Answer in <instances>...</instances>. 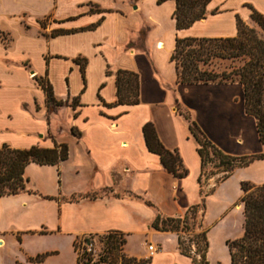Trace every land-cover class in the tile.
Wrapping results in <instances>:
<instances>
[{"label": "crops", "instance_id": "1", "mask_svg": "<svg viewBox=\"0 0 264 264\" xmlns=\"http://www.w3.org/2000/svg\"><path fill=\"white\" fill-rule=\"evenodd\" d=\"M174 10L173 0H0V147L68 149L57 165L29 164L25 191L0 198V248L24 236L73 241L118 231L129 257L191 264L175 233L150 227L157 214L176 217L201 201L198 144L176 108L227 155L263 145L240 84L179 83L170 57L177 39L234 37L237 18L248 24L253 10L264 16V0H211L207 16L185 29L176 28ZM117 71L137 75V104L112 105ZM36 79L67 106L47 111ZM147 123L165 149L178 151L185 177L148 151ZM104 189L127 192L89 197ZM132 239L140 250H129ZM146 243L158 251L150 255Z\"/></svg>", "mask_w": 264, "mask_h": 264}, {"label": "trees", "instance_id": "2", "mask_svg": "<svg viewBox=\"0 0 264 264\" xmlns=\"http://www.w3.org/2000/svg\"><path fill=\"white\" fill-rule=\"evenodd\" d=\"M163 1L165 0H158V2ZM173 1L175 10L172 17L175 20V26L177 29H185L207 16V5L211 0ZM250 19L259 28L260 34L237 18L234 37L177 39L170 61L175 64L179 83L240 84L243 90L245 113L254 118L259 141L264 143V16L253 10ZM212 58L239 60L242 61V64L220 74L212 71H199L198 65ZM115 77L117 98L112 105L137 104V75L131 72L117 71ZM36 81L45 93L46 105H62V102L54 99L50 85L41 79H36ZM74 104L75 101H73V106ZM176 110L187 121L190 133L198 144L197 150L201 161L198 177L201 201L176 217L157 214L150 227L159 232L175 233L179 253L189 258L191 264H208L206 260L209 249L208 231L203 227L205 201L208 195L204 192V187L209 179L206 176L208 174L206 165L213 163L214 168L222 169V172L225 173L215 183L217 186L219 182L227 179L235 169L248 167L254 161L262 159L263 155L231 156L223 153L201 133L188 112L179 107ZM72 132L75 133V130L72 129ZM142 132L146 148L159 156L162 167L175 178L185 177L188 171L183 166L178 151H170L162 146L151 123L145 124ZM67 156L68 149L65 144L57 145L52 149L38 146L14 149L6 144L2 145L0 147V198L25 191L28 182L25 177V169L29 164L57 165L66 160ZM210 174L212 173L210 172ZM240 186L243 193L241 202L244 207V234L242 238L227 243L230 264H264V184L256 186L249 182H241ZM104 191L106 190L104 189ZM91 197L95 198L96 195L93 194ZM146 204L153 206L149 201H146ZM184 235H190L189 239L195 241V250L201 252L200 255L197 252L191 254L189 245L185 244ZM103 237L106 239L104 242L107 250L106 255L98 263L92 264H104L110 256L114 258L110 263L119 258L122 261L121 264L150 263V259H136L123 252V247L126 244V236L123 233L110 231ZM85 241L89 242L87 239ZM47 255H37L31 261L40 263ZM196 255H199V259ZM85 258L84 252L81 255L77 252L78 262L84 261V264H89L90 260Z\"/></svg>", "mask_w": 264, "mask_h": 264}, {"label": "rangeland", "instance_id": "3", "mask_svg": "<svg viewBox=\"0 0 264 264\" xmlns=\"http://www.w3.org/2000/svg\"><path fill=\"white\" fill-rule=\"evenodd\" d=\"M250 28H254L259 34V28L251 21L246 24ZM242 61L226 60L222 58L207 59L205 63L198 65L199 71H206L220 74L228 72L233 67L239 66ZM47 111L55 112L61 111L65 108L64 103L61 106L46 105ZM261 143V142H260ZM263 150L258 153H253L243 156H251L262 154L263 158L254 161L248 167L238 168L224 181L217 184L216 182L225 174L222 169L213 167V163L206 165L208 180L204 187V192L208 193L205 201V215L203 220V227L208 231L207 240L209 249L206 254L208 264H230V256L227 243L242 238L244 234V207L241 202L242 190L241 182H249L253 185L264 184V143ZM27 168V167H26ZM210 172L212 174H210ZM213 183V185H210ZM215 187V188H214ZM214 188V190H213ZM127 191L109 192L103 191L95 194L96 196L106 195L108 197H121ZM92 196V195H91ZM89 196L90 198H92ZM100 235H87L74 238L73 241L69 237L64 236H43L31 237L24 236L23 242L8 240L7 244L0 248V264H84V261L78 262L77 252L81 255L82 252L86 254L89 264L98 263L100 259L105 257L106 247L104 242L106 239ZM185 244L191 250V254L197 252L195 250V241L190 240V235H184ZM89 242H86L85 240ZM190 240V241H189ZM150 243H146L145 247ZM166 250L171 249V245L163 242ZM129 250L132 252L141 249V244L136 239H132L129 243ZM47 251V252H46ZM123 252L124 247H123ZM199 255L201 252H197ZM37 254H48L43 258L42 262L38 263L31 261ZM126 254V253H125ZM33 256V257H26ZM127 255V254H126ZM199 255L197 259H199ZM120 257V254H119ZM110 256L108 261L104 264H109L113 260ZM20 262V263H19ZM121 259H117L110 264H121Z\"/></svg>", "mask_w": 264, "mask_h": 264}, {"label": "built area", "instance_id": "4", "mask_svg": "<svg viewBox=\"0 0 264 264\" xmlns=\"http://www.w3.org/2000/svg\"><path fill=\"white\" fill-rule=\"evenodd\" d=\"M147 249H148L150 255H153L154 253H156L158 251L157 247L153 244H149L147 246Z\"/></svg>", "mask_w": 264, "mask_h": 264}, {"label": "water", "instance_id": "5", "mask_svg": "<svg viewBox=\"0 0 264 264\" xmlns=\"http://www.w3.org/2000/svg\"><path fill=\"white\" fill-rule=\"evenodd\" d=\"M1 244V243H0Z\"/></svg>", "mask_w": 264, "mask_h": 264}]
</instances>
